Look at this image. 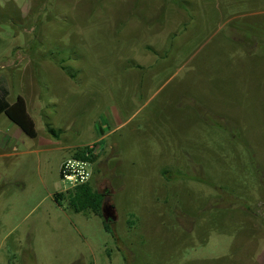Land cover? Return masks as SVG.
Wrapping results in <instances>:
<instances>
[{
  "label": "rangeland",
  "instance_id": "obj_1",
  "mask_svg": "<svg viewBox=\"0 0 264 264\" xmlns=\"http://www.w3.org/2000/svg\"><path fill=\"white\" fill-rule=\"evenodd\" d=\"M261 42L264 0H0V69L54 88L72 144L108 134L90 185L117 217L107 232L27 190L0 264H264V65L261 86L241 52ZM48 56L81 71L73 92Z\"/></svg>",
  "mask_w": 264,
  "mask_h": 264
},
{
  "label": "crops",
  "instance_id": "obj_2",
  "mask_svg": "<svg viewBox=\"0 0 264 264\" xmlns=\"http://www.w3.org/2000/svg\"><path fill=\"white\" fill-rule=\"evenodd\" d=\"M261 43L264 44L263 42ZM241 52L244 55L242 59L250 63V65H256L258 67V71L254 70L253 74H249L248 76L253 78L257 85H261L264 56L256 54L257 51L251 47H247V45L245 50ZM5 57L6 55L2 54L0 56V61H3ZM47 58L55 64L65 79L71 82L68 84L71 86L69 92H73V88L76 86L75 83H80L78 75L81 71H76L75 68L68 66L65 61L64 66L70 67L74 71L76 79H73L67 72L59 67L57 64L59 61L54 60V58L50 56ZM242 59L235 60V63L238 64ZM39 61L40 67L35 69V74L44 72L43 68L45 65L43 62H46V58L40 56ZM18 75H20L19 78H21L18 85L19 90H17L18 92H14L11 79ZM14 76L12 77L10 72L6 69H0V97L2 91L6 90L8 92L6 101L10 106L14 105L19 97L25 100L27 112L36 126L37 137L35 139L28 137L20 127L6 116V114H0V195L2 192V196H0V215L7 214L13 206L15 208L20 207L18 202L23 204L30 202L26 200V198L29 197H26V191L30 189L32 191L31 195H38V205L42 204L44 201H49L57 209H69L66 204L61 206L55 199L56 195L64 193V190L60 185L56 186L54 180H50L49 176H47L48 181H51L50 185H53V187L50 189L46 186V182L42 179V169L45 168V171L50 173L52 177L55 172L56 180H61V166L66 159L76 155L77 152L92 144L101 145L107 140L108 134L101 131L98 138L89 144L77 146L72 144L71 141L65 137L62 129H55L53 127L52 119H50L51 113L56 114L58 112L61 100L60 97L55 94L51 100L47 101L48 94L45 95L44 90L46 89L47 93L50 94V91L54 88L50 87L49 84L45 87L40 86L38 79L34 81V78L31 77L32 80H30L24 71H19V73H15ZM53 92L54 91H52V94ZM34 114H38V117L44 119L45 125L41 130L38 129ZM48 125H51L53 129L61 132L58 137L50 135L48 132ZM27 139L31 140L32 143L26 141ZM103 152L104 147L102 153ZM66 264H75L74 257Z\"/></svg>",
  "mask_w": 264,
  "mask_h": 264
},
{
  "label": "trees",
  "instance_id": "obj_3",
  "mask_svg": "<svg viewBox=\"0 0 264 264\" xmlns=\"http://www.w3.org/2000/svg\"><path fill=\"white\" fill-rule=\"evenodd\" d=\"M57 64L73 79H76L73 69L64 66L65 61H60ZM134 68L143 69L137 65L134 66ZM7 96L8 92L3 90L0 97V114H6V116L14 124L20 127L28 137L35 139L37 137L36 126L27 112L25 100L22 97H19L18 101L10 106L6 101ZM48 132L53 137H58L61 133L60 131L53 129L51 125H48ZM167 174L168 171H165L164 175ZM110 194V190L104 192L95 191L89 183L73 191L58 194L55 199L61 206L66 204L67 207L73 210L76 214L91 212L93 215L102 218L104 220L106 231L110 232L111 226H113L117 220L114 205L110 203Z\"/></svg>",
  "mask_w": 264,
  "mask_h": 264
},
{
  "label": "built area",
  "instance_id": "obj_4",
  "mask_svg": "<svg viewBox=\"0 0 264 264\" xmlns=\"http://www.w3.org/2000/svg\"><path fill=\"white\" fill-rule=\"evenodd\" d=\"M97 147L98 144L85 147L62 163L61 181L66 186L64 193L73 191L91 182ZM99 150L100 148H98Z\"/></svg>",
  "mask_w": 264,
  "mask_h": 264
}]
</instances>
